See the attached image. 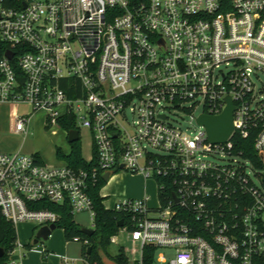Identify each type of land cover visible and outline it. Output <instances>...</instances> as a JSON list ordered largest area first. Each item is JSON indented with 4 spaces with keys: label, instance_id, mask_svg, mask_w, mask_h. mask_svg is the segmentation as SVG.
<instances>
[{
    "label": "built area",
    "instance_id": "obj_1",
    "mask_svg": "<svg viewBox=\"0 0 264 264\" xmlns=\"http://www.w3.org/2000/svg\"><path fill=\"white\" fill-rule=\"evenodd\" d=\"M259 75L264 0H0V107L31 111L14 116V132L25 133L36 112L45 129L71 123L79 140L88 133L83 160L92 163L46 165L36 153L0 152V216L13 226L56 225L55 211L35 207L48 202L93 222L90 188L123 171L157 190L155 206L147 196L106 205L110 196L99 190L104 210L123 216L119 228L133 246L126 264H264ZM227 99L233 130L212 143L197 118L220 115ZM180 112H189L193 132L170 119ZM249 138L257 164L234 145ZM19 248L16 239L6 264H17Z\"/></svg>",
    "mask_w": 264,
    "mask_h": 264
},
{
    "label": "rangeland",
    "instance_id": "obj_2",
    "mask_svg": "<svg viewBox=\"0 0 264 264\" xmlns=\"http://www.w3.org/2000/svg\"><path fill=\"white\" fill-rule=\"evenodd\" d=\"M264 83V75H259V81H256V87L261 88V83ZM201 106L197 105L191 112L197 115L201 112ZM31 113L26 104L19 103L15 106L0 107V152L14 153L20 152L25 155L38 154L42 158V162L46 165L57 164L58 160L55 156V149L67 151L69 144L67 142L66 133L59 127L45 129L44 115L42 112L31 114L28 127L25 133H15L13 130L14 116ZM189 112H180V117L170 118L174 123L180 124V127L187 132L195 130L193 124L188 117ZM55 132H51V131ZM81 152L84 159L90 156V138L86 130L80 132ZM217 163L226 162L216 156L214 159ZM256 170H251L250 177L252 181L259 185L254 173ZM125 177L120 181V176ZM117 175L110 183L104 182L102 192L110 193L115 197V200L122 199H140L147 196L150 201V206L156 205V183L153 180L145 181L141 175L130 174L128 172L118 171L112 174ZM111 199H105L106 205H111ZM74 222L80 228H93V222L87 213H78L73 216ZM17 242L21 248L14 253L13 259L17 264H59L58 257L66 256L73 260V264H91L82 254V243L76 241H67L60 229H55L51 232L47 240H39L37 244L32 242L40 228L33 222H21L14 226ZM38 248L39 252L32 249ZM47 250L51 255L46 258L41 256L40 251ZM133 248L127 233L118 228L116 235L110 239V244L103 250L97 249V255L101 264H116L115 261L119 258V252L130 256V251ZM20 255V258H19ZM58 256V257H57Z\"/></svg>",
    "mask_w": 264,
    "mask_h": 264
},
{
    "label": "trees",
    "instance_id": "obj_3",
    "mask_svg": "<svg viewBox=\"0 0 264 264\" xmlns=\"http://www.w3.org/2000/svg\"><path fill=\"white\" fill-rule=\"evenodd\" d=\"M59 127L63 131H70L74 126L71 123L60 121ZM252 138L248 140H234L236 150H241L244 158H248L257 164V157L250 146ZM69 152L64 153L60 149H55V155L61 162L67 163L73 168L89 167L92 163L86 164L82 157L80 140L69 144ZM38 157V155H36ZM104 186V182L99 180L95 186L90 188L89 196L92 200L94 209L93 229L94 234L91 237L85 236L80 232L78 225L73 220V215L70 213L66 204L62 206L54 205L48 202L36 203L35 207H45L55 211L59 215V220L56 224L57 229L63 231V236L67 241L73 239L88 240V247L91 248L89 254L82 246V254L91 264H101L97 255V249L103 250L110 244L112 236L118 231L117 223L123 218L122 215L110 210H104L102 206V198L99 196V190ZM16 241V232L14 226L4 220L0 216V248L4 251V256L0 258V264H6V253L13 248ZM116 264H126V257L122 250L119 252V258L115 261Z\"/></svg>",
    "mask_w": 264,
    "mask_h": 264
},
{
    "label": "water",
    "instance_id": "obj_4",
    "mask_svg": "<svg viewBox=\"0 0 264 264\" xmlns=\"http://www.w3.org/2000/svg\"><path fill=\"white\" fill-rule=\"evenodd\" d=\"M11 57V54H8ZM22 81V79H21ZM232 111L233 107L229 99H227V106L224 111L215 117H210L206 115H201L197 118V123L205 128L207 137L212 143H222L224 142L233 130L232 126ZM79 140V133L75 130H70L67 135L68 144L75 143ZM112 173H105L102 176L103 182H108ZM122 220H119L117 227H122ZM56 229V225L52 224L50 226L40 227L35 235L32 242L33 245L37 244L39 240H47L51 232ZM80 232L85 236L91 237L94 234L93 228H80ZM91 251L90 247L86 248V253L89 254ZM4 255V251L0 248V258Z\"/></svg>",
    "mask_w": 264,
    "mask_h": 264
},
{
    "label": "crops",
    "instance_id": "obj_5",
    "mask_svg": "<svg viewBox=\"0 0 264 264\" xmlns=\"http://www.w3.org/2000/svg\"><path fill=\"white\" fill-rule=\"evenodd\" d=\"M53 132H55V131H53ZM67 138V137H66ZM69 149H70V147H68V149H67V151H65L64 153H68L69 152ZM38 155V154H37ZM56 156V155H55ZM38 157H39V159L42 161V158L38 155ZM83 157V156H82ZM57 159V158H56ZM58 160V159H57ZM61 161L60 160H58V163H60ZM57 163V164H58ZM53 165H56V164H53ZM117 175H115V176H112V178L107 182V184L108 183H110L115 177H116ZM125 177V174H123V176H120V181L123 179ZM145 180V179H144ZM145 181H147V180H145ZM103 189V188H102ZM102 189H101V191H100V194L102 195V196H105V195H108V196H110V198L109 199H111V201H113L114 199H115V197L114 196H112V195H110V193H105V192H102ZM61 230V229H60ZM62 231V230H61ZM62 233H63V231H62ZM44 249V248H43ZM33 251H37V252H39V250H38V248H36V249H32ZM45 250V249H44ZM47 251V250H46ZM48 252V251H47ZM49 253V252H48ZM49 255H51V253H49ZM42 256V255H41ZM58 257V256H57ZM59 258V260H60V257H58ZM61 262V261H60ZM60 264V263H59Z\"/></svg>",
    "mask_w": 264,
    "mask_h": 264
}]
</instances>
